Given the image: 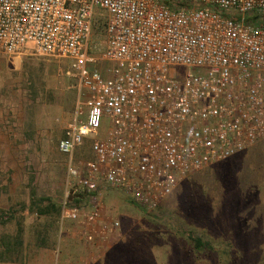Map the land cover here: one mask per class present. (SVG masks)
I'll list each match as a JSON object with an SVG mask.
<instances>
[{
  "label": "built area",
  "instance_id": "built-area-1",
  "mask_svg": "<svg viewBox=\"0 0 264 264\" xmlns=\"http://www.w3.org/2000/svg\"><path fill=\"white\" fill-rule=\"evenodd\" d=\"M180 1L0 0V56L68 61L83 100L57 150L68 158L61 220L88 242L100 209L76 194L99 204L116 190L153 211L192 173L264 140V0ZM86 139L91 158L77 167Z\"/></svg>",
  "mask_w": 264,
  "mask_h": 264
},
{
  "label": "rangeland",
  "instance_id": "rangeland-1",
  "mask_svg": "<svg viewBox=\"0 0 264 264\" xmlns=\"http://www.w3.org/2000/svg\"><path fill=\"white\" fill-rule=\"evenodd\" d=\"M99 13L92 19L96 42ZM68 65L28 54L14 66L0 56V264H67L57 258L60 241L84 232L60 217L68 158L57 144L77 108L79 121L85 118ZM106 125L102 119L101 135ZM90 145L86 139L77 149L75 166L91 158ZM106 191L111 196L102 193L99 204L82 193L73 199L86 209L99 205L100 219L90 231L104 253L113 240L106 264H264V236L257 233L264 229V140L187 177L153 211ZM111 221L118 228L100 239ZM16 237L22 242L18 253L11 248ZM194 240L202 248L196 250ZM94 242L80 246L85 250Z\"/></svg>",
  "mask_w": 264,
  "mask_h": 264
},
{
  "label": "crops",
  "instance_id": "crops-1",
  "mask_svg": "<svg viewBox=\"0 0 264 264\" xmlns=\"http://www.w3.org/2000/svg\"><path fill=\"white\" fill-rule=\"evenodd\" d=\"M251 148L247 149L244 152L249 151ZM244 152H242V153H244ZM241 154H238V155L233 156V157H238ZM237 159H235L234 161H236ZM232 163H233V160H232ZM208 168H206V169H208ZM202 171L203 170H201L199 172H196V173H192L191 175H195V174L200 173ZM191 175H189V176H191ZM179 186H180V184L177 186V188ZM103 193L105 195L104 197L109 198L111 196L110 195L111 191L110 192L109 191H104ZM60 207H61V205H60ZM65 221H68V220H65ZM68 222H71V221H68ZM74 223H77V222H74ZM260 227H261V224H260ZM262 227H264V225ZM257 233H260L261 235L264 236V229L261 228L260 230H257ZM225 235H226V232L218 234V236H222V237L225 236ZM94 239H96V238L95 237L93 238V241H95V242L93 244H90L87 247V249L84 250V247L80 246V245L85 244V243L88 242L84 232L81 233V236L79 234H77V233H76V235H75V233L70 234L67 237V239H63V241H60L61 242L60 246H62V248L61 247L58 248L60 250L58 251L57 258H59L63 262H67L68 261L67 264H106V262H107V257L106 256L109 255L108 251L114 245L113 244L111 246V244L113 243V240L111 239L112 242H111V244H109L110 247H108V250L106 251V253H104V252H102V244H101V242H99L98 240H94ZM263 241H264V239H263ZM92 242H88V243H92ZM56 264H58V262ZM61 264H64V263L61 262Z\"/></svg>",
  "mask_w": 264,
  "mask_h": 264
},
{
  "label": "trees",
  "instance_id": "trees-1",
  "mask_svg": "<svg viewBox=\"0 0 264 264\" xmlns=\"http://www.w3.org/2000/svg\"><path fill=\"white\" fill-rule=\"evenodd\" d=\"M40 214L42 215L43 212H40ZM193 243H194V248L196 250L202 248V246H203V243L200 240H194ZM11 246H12L11 248L14 249V250L17 248L15 253H18V249L21 248L22 242L20 241L19 238L16 237V239H14L13 243L11 244ZM6 248L9 250V245L6 244Z\"/></svg>",
  "mask_w": 264,
  "mask_h": 264
}]
</instances>
